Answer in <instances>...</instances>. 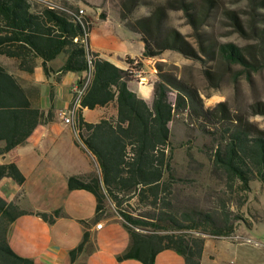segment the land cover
Instances as JSON below:
<instances>
[{
	"label": "trees",
	"instance_id": "obj_1",
	"mask_svg": "<svg viewBox=\"0 0 264 264\" xmlns=\"http://www.w3.org/2000/svg\"><path fill=\"white\" fill-rule=\"evenodd\" d=\"M62 4L63 10H58L31 0H0V56L12 59L16 69L26 74H32L40 61L43 74L48 75L47 64L62 55L64 62L57 73L89 75L74 121L77 137L95 158L100 174L70 177L67 181L69 190H85L96 201L92 221L81 222L85 230L79 245L69 252L71 262L91 248L88 231L91 225L111 217L104 214L105 204L109 202L122 219L130 239L128 249L117 257L118 261L134 258L142 264H154L157 254L172 250L183 257L184 264H200L204 236L227 237L235 230L232 221L241 219L222 213L221 226L217 227L208 214L183 212L179 221L171 213L176 180L169 147V123L175 113L199 101L197 93L168 75H161L159 69L152 103L147 104L128 88V71L89 50L88 39L84 40V29L87 34L91 29L87 18L67 1L62 0ZM165 14L164 8H157L148 17L125 23L130 32L140 36L142 58L155 59L164 51L173 50L187 59H196L198 51L180 33L163 29ZM187 17L198 29L195 24L203 18ZM209 48L199 45L202 53ZM218 55L227 63L243 62L232 44L221 45ZM87 78L79 80L76 86H82ZM170 92L175 93L173 107L168 101ZM37 95V90L25 89L17 77L0 65V157L23 146L37 126L52 120L51 109L43 111L33 104L31 97ZM110 104L116 109L113 118L87 123L80 115L82 109L94 110ZM255 108L264 115V108ZM212 164L224 175L229 191L236 187L239 192L247 193L252 181L264 187V132L247 122L235 124L228 131L224 145L213 153ZM3 178H10L20 186L25 181L13 163L0 165V180ZM131 200L147 210L146 213L133 216L123 211V206ZM27 213L16 203L0 197V264H33L32 260L18 256L7 243L9 226ZM35 215L52 224L61 211ZM204 225L212 229L208 231Z\"/></svg>",
	"mask_w": 264,
	"mask_h": 264
},
{
	"label": "rangeland",
	"instance_id": "obj_2",
	"mask_svg": "<svg viewBox=\"0 0 264 264\" xmlns=\"http://www.w3.org/2000/svg\"><path fill=\"white\" fill-rule=\"evenodd\" d=\"M31 1L41 6H46L45 1L51 2L63 9L62 0ZM65 1L77 7L80 15H87L94 36L102 28L95 16L98 20L110 17L128 30L125 23L148 17L157 8L165 9L163 29L180 33L198 51L197 58L187 59L176 51L167 50L154 59L152 74H131L129 71L128 74L131 82L137 81L139 75L146 76L153 89L160 69L161 75L179 81L185 88L195 91L199 98L196 104L175 113L169 123V147L176 180L172 188L171 213L179 221L183 212L208 214L217 227L221 226L222 213L231 218L240 217V221H232L233 227L250 229L255 226L249 237L264 246V187L252 181L247 193L239 192L236 187L229 191L224 175L212 164L213 153L224 145L228 131L235 124L247 122L264 132V115L258 114L259 108H255H264V0ZM187 15H192V19L195 16L203 18L201 23L195 24L198 29L191 25ZM132 34L140 40L138 34ZM200 44L210 47L206 53L200 52ZM225 44H232L239 50L242 63H227L219 57L218 49ZM127 62L133 63L131 59ZM0 65L12 74L19 73L12 59L0 56ZM136 68L132 66L131 69ZM168 101L173 107L174 92L168 94ZM76 140L81 145L78 137ZM122 209L133 216L147 211L137 206L135 200ZM104 214L120 218L109 202L105 204ZM204 226L208 231L212 229Z\"/></svg>",
	"mask_w": 264,
	"mask_h": 264
},
{
	"label": "crops",
	"instance_id": "obj_3",
	"mask_svg": "<svg viewBox=\"0 0 264 264\" xmlns=\"http://www.w3.org/2000/svg\"><path fill=\"white\" fill-rule=\"evenodd\" d=\"M95 20L102 28L95 36L92 29L88 34L87 44L93 54L121 70L130 72L132 66H137L134 72L152 74L154 59L142 58L143 44L139 39L110 17L98 20L95 16ZM63 62L61 55L48 63V75L43 74L40 61L32 74L9 72L22 81L25 89L37 90L38 95L31 97L33 104L43 111L51 109L53 118L37 126L23 146L0 157V165L15 164L25 178L21 186L10 178L1 179L0 197L28 212L9 226L7 243L18 256L32 260L33 264H142L134 258L117 260L130 243L118 217L102 218L99 229L98 223L92 224L88 230L91 248L73 262L70 260L69 252L79 245L85 230L81 222L92 221L96 201L85 190H69L68 178L99 175L100 171L92 154L77 143L71 125L58 116L70 107L77 82L88 76L57 73ZM128 88L147 104L152 103V86L130 81ZM80 115L87 123H97L115 117L116 109L110 104L94 110L82 109ZM54 211H61V215L52 224L35 215ZM254 227L240 226L227 237L206 236L200 264H264V246L246 242ZM154 264H184V259L172 250H165L157 254Z\"/></svg>",
	"mask_w": 264,
	"mask_h": 264
},
{
	"label": "built area",
	"instance_id": "obj_4",
	"mask_svg": "<svg viewBox=\"0 0 264 264\" xmlns=\"http://www.w3.org/2000/svg\"><path fill=\"white\" fill-rule=\"evenodd\" d=\"M45 4L48 8H51V9H58V10H63L62 8H60L59 6L51 3V2H46L45 1ZM78 21L80 22V24L82 25L83 27V23L82 21L80 20V17L77 18ZM88 38V34L86 33L85 29H84V40ZM131 74H137L136 72H134V69H132L130 71ZM88 79H89V75H88V78L86 80V82L80 86V87H75L73 89V94L75 95L72 99V102H71V105L70 107L67 109V110H63V111H60L58 113V116L63 119V122L65 124H69L71 125L72 129H73V132L77 135L78 133V129L77 127L75 126V121H74V118H75V114L77 112V110L79 109V99L81 97V95L83 94L86 86H87V83H88ZM137 83L138 85L140 86H151L150 82H149V79L146 77V76H142V75H139L138 76V80H137ZM101 223H98L96 225V228L99 229L101 227ZM246 242L248 244H255L257 245L256 242L250 240V239H247Z\"/></svg>",
	"mask_w": 264,
	"mask_h": 264
}]
</instances>
